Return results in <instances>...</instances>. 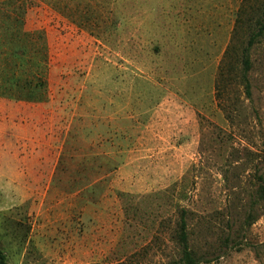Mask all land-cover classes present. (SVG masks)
<instances>
[{
    "label": "rangeland",
    "instance_id": "obj_1",
    "mask_svg": "<svg viewBox=\"0 0 264 264\" xmlns=\"http://www.w3.org/2000/svg\"><path fill=\"white\" fill-rule=\"evenodd\" d=\"M264 0H0L9 264H264ZM230 53L227 55V52ZM204 264V263H202Z\"/></svg>",
    "mask_w": 264,
    "mask_h": 264
},
{
    "label": "trees",
    "instance_id": "obj_2",
    "mask_svg": "<svg viewBox=\"0 0 264 264\" xmlns=\"http://www.w3.org/2000/svg\"><path fill=\"white\" fill-rule=\"evenodd\" d=\"M259 42H264V10L260 21L257 23V27L255 32L251 35L248 45L243 49L242 54V65H243V72H242V82L245 84L246 94L250 96V82L248 78V74L252 69V62L250 57L251 49L254 47L255 44ZM230 53L227 52V55ZM259 197L261 200L264 201V185L260 187L259 190ZM188 210L183 209L181 211V217L178 224V231H177V242L179 247L181 248L180 251V258L176 261L175 264H210L211 261H201L195 258L193 251L189 245V233H188ZM0 264H9L8 258L6 253L4 252L2 246V240L0 238Z\"/></svg>",
    "mask_w": 264,
    "mask_h": 264
}]
</instances>
